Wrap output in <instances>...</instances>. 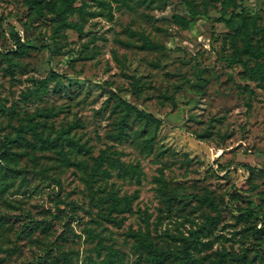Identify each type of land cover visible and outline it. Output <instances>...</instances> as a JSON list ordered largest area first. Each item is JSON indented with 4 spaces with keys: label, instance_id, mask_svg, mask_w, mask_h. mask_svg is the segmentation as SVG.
I'll return each instance as SVG.
<instances>
[{
    "label": "rangeland",
    "instance_id": "1",
    "mask_svg": "<svg viewBox=\"0 0 264 264\" xmlns=\"http://www.w3.org/2000/svg\"><path fill=\"white\" fill-rule=\"evenodd\" d=\"M184 1L74 0L82 10L59 15L63 0H0V264H147L138 233L180 252L193 230L188 264H264V221L237 216L246 205L264 216V86L227 60L237 27L264 24V0H192L207 14L183 28L172 15L187 16ZM65 18L81 33L58 28ZM51 70L67 76L26 96ZM117 92L164 124L141 131L132 117L113 140ZM27 123L42 138L19 133ZM5 135L16 140L3 152ZM103 149L143 173L104 162L107 175L89 179ZM111 189L131 211L110 210ZM89 231L122 261L103 262Z\"/></svg>",
    "mask_w": 264,
    "mask_h": 264
},
{
    "label": "trees",
    "instance_id": "2",
    "mask_svg": "<svg viewBox=\"0 0 264 264\" xmlns=\"http://www.w3.org/2000/svg\"><path fill=\"white\" fill-rule=\"evenodd\" d=\"M74 0H63V3L59 5L58 7H53L54 11L57 14H61L68 11H74L78 10L81 11V6L73 5ZM185 9L187 12V16L180 14V13H174L172 15V19L175 23L181 25L183 28L187 27L196 16L198 15H206L207 11L206 9H198L196 8L195 3L190 0H185ZM59 27H67L76 30L77 32L81 33L82 27L81 24L77 21H72L67 18L62 19L58 25ZM133 33L140 35L145 44H148L150 46L154 45L152 41H150L147 37H145L142 33L133 31ZM258 33H264V24L263 25H256L255 23L251 28H249L247 25H240L237 27V34L241 36V46L235 47L234 52L230 58H227V60L230 63H239L243 70L249 75V77L257 80L261 86H264V38H262L261 42H254V34ZM14 40L15 48L10 49L11 52H17L21 53L22 50H19L18 44ZM3 56L6 58L8 63H10V56L8 55V51H5L2 53ZM242 55H247L250 58L254 59L253 64H249L246 59H242ZM67 75L65 73H61L55 70H51L44 78L40 79L35 87L29 91L26 92V96H30L31 94H38L40 91L45 90L46 82L50 79L57 78V77H66ZM116 102L113 105V110L118 111V116L114 123V130L109 133V136L113 140H120L123 138H126L128 133L127 129L130 127V118H135L142 122L141 131H144L147 127H158L162 124H164V119L162 117H159L155 115L152 112L146 111L145 109L139 108L131 101L127 100L126 98L122 97L118 92L115 94ZM30 130L32 133L39 136V138H42L40 135V132L37 131L36 127L31 126L29 123H27L26 126H19L18 132L21 131H28ZM19 135V134H18ZM153 136L145 137L144 142L147 146L151 145ZM16 140L15 138H11L8 135H5L3 139L1 140V147L3 148V152L6 151L8 145L10 142ZM108 163L111 166H114L117 168V173L120 176H129L131 178L135 177L138 179V177L143 173L142 169L140 168V165L138 162L132 164V163H125L122 161L117 151L107 150L103 149L97 156L94 157V163L92 167V171L89 174V179H92L94 175H107L108 171L106 169H101L103 163ZM246 165V164H245ZM247 166V165H246ZM20 170H17L16 172H19ZM166 182L163 180L162 185L159 187L161 191L166 190L165 187ZM106 198L111 201L110 210H115L118 212H125V211H131V203L130 200H126L123 205H119V201L121 198H118L115 195V190L111 189L109 193L106 195ZM170 198L168 197L166 199V203H170ZM205 199H208V196H205ZM204 200V199H203ZM251 214H255L258 216L261 220V222L264 221V216L259 215V212L257 209L252 205H246L245 207L240 208L238 210L237 216L238 218H246ZM208 225H211L215 222V217H208ZM259 231V229H258ZM91 236H97V248L104 249L106 251L105 257L103 258V262L108 263L110 260V255L114 254L116 258L119 261H122L123 259V253L119 249L113 248L109 245H105L102 243V238L98 235L93 234L91 231L88 232ZM199 231L193 230L191 232V238L186 239L185 245L182 247L180 252H177L173 249H163L161 247H158L153 243V241L149 238L148 233H138L137 234V247L139 249H145L148 253L147 257V264H162V262L166 258H173L177 260L176 264H188L189 260L194 261L192 253L190 251V246L193 245V241H195L198 238ZM61 255L63 256V262L66 263L68 259V252L67 251H61ZM242 255L241 257H243ZM230 264H235L233 260L229 261Z\"/></svg>",
    "mask_w": 264,
    "mask_h": 264
}]
</instances>
